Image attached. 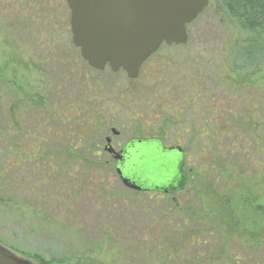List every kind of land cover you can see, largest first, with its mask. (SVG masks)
Here are the masks:
<instances>
[{"label": "rangeland", "instance_id": "obj_1", "mask_svg": "<svg viewBox=\"0 0 264 264\" xmlns=\"http://www.w3.org/2000/svg\"><path fill=\"white\" fill-rule=\"evenodd\" d=\"M231 1L210 0L209 7L187 25L184 46L161 45V53L172 60L185 58L190 111L185 115L191 122L178 125L172 118L168 122L167 144H176V130L183 126L191 127V132L182 135V146L192 134L186 149L190 179L186 190L172 195L179 202L175 210L171 196L129 191L113 167L101 166L102 158L66 161L63 166L55 162L54 172L45 158L38 164L18 165L14 139L18 135L21 145L29 146L37 133L36 119L41 123V118L25 98L10 96V69L0 64L2 247L33 264H39L31 258L34 253L54 258V264H264V221L255 210L264 203V30L261 24L253 30L242 26L238 18L251 15L231 13L226 8ZM47 5L41 0V11ZM5 51L2 33L0 63L9 58ZM177 87L181 90L175 94L183 96L184 83ZM218 107L223 111L221 123L215 125ZM216 133H224L221 140ZM43 148L40 145L39 151ZM31 150L36 152L35 147ZM162 156L172 162L176 155ZM78 162L77 171H72ZM96 162L100 166L93 165ZM127 167L128 176L135 172L146 182L165 181L164 175L152 176L157 168L148 163L135 170ZM63 168L71 170V176ZM208 183L216 193L208 191ZM208 192L216 214L225 219L222 230L236 233L231 237L185 209L200 212L201 197ZM179 231L200 234L199 244L189 239L179 243ZM167 251L173 262L166 259ZM181 257L186 259L176 261Z\"/></svg>", "mask_w": 264, "mask_h": 264}, {"label": "flooded vegetation", "instance_id": "obj_2", "mask_svg": "<svg viewBox=\"0 0 264 264\" xmlns=\"http://www.w3.org/2000/svg\"><path fill=\"white\" fill-rule=\"evenodd\" d=\"M0 2L4 12L0 36L3 33L5 53L9 56L0 64L10 69L7 84L11 87L10 96L17 100L25 98L36 118H41V123L36 119L37 133L32 135L29 146L24 147L20 137H15L16 163L38 164L45 158L48 168L52 167L50 172H54L55 162H63V166L66 161L90 158L98 162L102 158L105 160L101 166L113 167L117 175L115 156L122 155V161L129 166L140 153L160 150L161 146L179 147L184 155L183 172L188 177L181 191L186 190L191 171L186 149L191 145L192 134L184 146L182 135L191 132V127L176 130L179 136L176 144L166 143L171 118L178 125L191 124L185 115L189 111L185 58L179 62L172 60L161 53V44L141 63L136 77H129L121 68L113 71L108 63L97 69L83 59L81 49L73 42L71 10L66 0L53 3L47 0L48 9L42 11L41 0ZM167 46L179 49L184 45ZM181 82L186 90L183 96L175 94L181 90L177 87ZM30 115L35 117L33 113ZM40 145L44 148L39 151ZM80 162L72 171H77ZM97 162L93 165L100 166ZM63 170L71 176V170ZM117 178L120 180L118 175ZM128 190L150 196L167 195L174 201L172 195L179 191L169 194Z\"/></svg>", "mask_w": 264, "mask_h": 264}, {"label": "water", "instance_id": "obj_3", "mask_svg": "<svg viewBox=\"0 0 264 264\" xmlns=\"http://www.w3.org/2000/svg\"><path fill=\"white\" fill-rule=\"evenodd\" d=\"M71 13L74 44L88 64L102 69L108 63L111 70H126L136 77L138 68L161 44L179 45L188 40L187 25L209 5L210 0H66ZM154 148V146H152ZM140 153L130 164L133 170L141 164L157 168L153 177L165 181L146 182L134 172L125 174L123 156H115L116 171L123 185L135 191L157 190L173 193L184 189L187 175L183 172L184 155L179 147ZM176 155L171 162L162 154ZM163 178V177H162ZM0 264H33L0 245Z\"/></svg>", "mask_w": 264, "mask_h": 264}, {"label": "trees", "instance_id": "obj_4", "mask_svg": "<svg viewBox=\"0 0 264 264\" xmlns=\"http://www.w3.org/2000/svg\"><path fill=\"white\" fill-rule=\"evenodd\" d=\"M209 5H210V3H209ZM209 5L205 9H207L209 7ZM226 8L231 13L235 12L236 10H239L238 12H242V13H244V12L247 13V11H248L247 14H250L252 18L250 17V19L243 20L244 19L243 17L245 15L238 18L240 21H242V26H244V25L248 26V27H250L253 30L254 27H256V25L259 26L261 24L262 28H263L261 30H264V0H232L231 1V5H228ZM205 9H204V11H205ZM239 16H240V13H239ZM222 111H223V109L218 107V114H215V116H214V118L216 120V122H214L215 125H217V123L221 121L220 118L222 117ZM223 135H224V133H219V134L216 133V137H217L218 141L222 139V138L220 139L219 137H221ZM207 188H208V191H211V192L214 191V193L217 192L214 189V187H212L211 183L207 184ZM134 194L139 195L140 193L134 192ZM209 194H210V192L204 193V195L201 197L200 201H201V209L202 210L200 212L195 213L192 209H190V207H186L185 209L188 210L189 214L194 216L196 218V220L199 219V221H200V219L204 218V219L208 220V223H210V225L211 224H213L214 226L217 225L216 227L220 231V234L222 236L226 235L227 237L228 236L231 237L232 235H234L236 233L233 232L231 234V233H228V232H225V231L222 230V227L226 226L225 223H224L225 219H222L221 216L219 217L216 214V209H215V206H214V204H215L214 203V199L213 198L210 199L209 198ZM178 207H179V202L177 203V201L173 200L172 209L175 210V208H178ZM255 210L258 213L259 217L262 218L263 221H264V203L255 205ZM235 230H240V229L236 228ZM168 231H172V229L168 228ZM173 231H175V230H173ZM176 231H178V230H176ZM179 233H180L179 234V237H180L179 238L180 239L179 243L183 242V240H188L189 239L188 240L189 242L193 241L194 243L199 244V236H200V234L199 235H193V234H188V232H186L187 233V235H186L185 232H180V231H179ZM253 235H254V233H253ZM255 242L257 243V241H255ZM179 251H181V250H179ZM184 251H185V249H184ZM169 252L167 251L168 254H166V259H169V261L173 262L174 260L171 258V255H169ZM173 253H174V251H173ZM174 254H177V253H174ZM31 258L33 260L35 259L36 261H38L39 264H54L57 261L54 258H49V259L45 258L44 259L41 255H39L37 253H34L31 256ZM181 259L182 260L186 259V257L185 258H182V257L181 258H177L176 261L181 260Z\"/></svg>", "mask_w": 264, "mask_h": 264}]
</instances>
